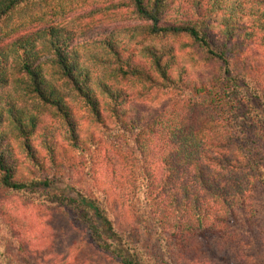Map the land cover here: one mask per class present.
<instances>
[{
    "label": "trees",
    "instance_id": "obj_1",
    "mask_svg": "<svg viewBox=\"0 0 264 264\" xmlns=\"http://www.w3.org/2000/svg\"><path fill=\"white\" fill-rule=\"evenodd\" d=\"M30 2L65 15L87 0H0V22ZM117 6L142 23L77 43L47 25L0 45V190L62 209L119 264H178L193 240L218 260L232 217L263 213L264 0ZM67 161L105 186L63 187Z\"/></svg>",
    "mask_w": 264,
    "mask_h": 264
},
{
    "label": "rangeland",
    "instance_id": "obj_2",
    "mask_svg": "<svg viewBox=\"0 0 264 264\" xmlns=\"http://www.w3.org/2000/svg\"><path fill=\"white\" fill-rule=\"evenodd\" d=\"M122 0H87L81 8L65 15L51 12L50 5L30 2L19 12L14 13L9 27L0 22V45L15 40L20 35L35 31L47 25L64 26L78 32L75 42L99 37L112 29L141 24L121 4ZM54 4L55 2H50ZM49 3V4H50ZM80 36V37H78ZM252 52V51H251ZM253 58H261V51L254 50ZM264 78V76H263ZM85 127L90 126L83 109L78 108ZM155 169L157 164L154 165ZM66 180L62 185L74 187L105 186V177H93L83 170H76L71 161L64 163ZM72 192V191H70ZM0 197L9 215L0 211V264H119L98 250L88 235L76 227L69 216L60 208L34 201L15 198L14 195ZM260 200V201H259ZM257 206L262 208L258 222H246L244 215L231 219L229 234L224 238L228 254L222 253L218 260L209 256V248L202 241L186 245L184 250H176L178 264H264V198L260 197ZM112 206L114 217L121 228L133 229V219L128 212H121L117 200ZM15 220H7L9 217ZM223 260L222 258H225Z\"/></svg>",
    "mask_w": 264,
    "mask_h": 264
}]
</instances>
